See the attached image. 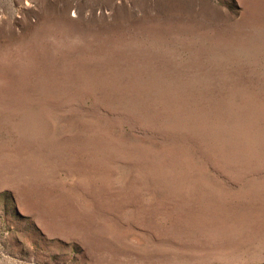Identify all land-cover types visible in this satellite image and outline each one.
I'll return each instance as SVG.
<instances>
[{
    "label": "rangeland",
    "instance_id": "rangeland-1",
    "mask_svg": "<svg viewBox=\"0 0 264 264\" xmlns=\"http://www.w3.org/2000/svg\"><path fill=\"white\" fill-rule=\"evenodd\" d=\"M0 264H264V0H0Z\"/></svg>",
    "mask_w": 264,
    "mask_h": 264
}]
</instances>
